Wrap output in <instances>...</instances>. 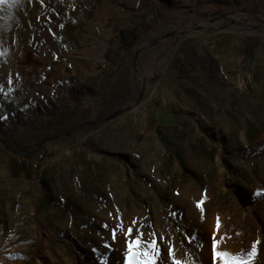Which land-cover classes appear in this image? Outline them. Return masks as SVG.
I'll return each mask as SVG.
<instances>
[{"label":"rangeland","instance_id":"1","mask_svg":"<svg viewBox=\"0 0 264 264\" xmlns=\"http://www.w3.org/2000/svg\"><path fill=\"white\" fill-rule=\"evenodd\" d=\"M0 141V264H264V0H7Z\"/></svg>","mask_w":264,"mask_h":264},{"label":"snow or ice","instance_id":"2","mask_svg":"<svg viewBox=\"0 0 264 264\" xmlns=\"http://www.w3.org/2000/svg\"><path fill=\"white\" fill-rule=\"evenodd\" d=\"M7 0H0V4L6 3ZM259 195V193H258ZM129 234L132 233V229H128ZM142 241L138 237L135 241V246L133 243H129L127 264H157V251H156V242L149 243L146 245V249L143 252L136 250L141 245ZM214 256L220 264H251V259L245 260L241 257L218 250V247L214 245ZM256 247L253 246V250L249 253V257H255ZM174 264H181L179 261L174 260Z\"/></svg>","mask_w":264,"mask_h":264},{"label":"trees","instance_id":"3","mask_svg":"<svg viewBox=\"0 0 264 264\" xmlns=\"http://www.w3.org/2000/svg\"><path fill=\"white\" fill-rule=\"evenodd\" d=\"M35 156H36V153H33V154L25 155V156L15 157V159L16 160L19 159L21 161H23V160L31 161V160H33L35 158ZM10 163L8 162L5 166H3V164L2 165L0 164V165L3 166V167H5V168H7L8 171H10V172H12V174H14L17 170L20 169V168L18 169V165L19 164L18 163H15V164L12 163V164H10Z\"/></svg>","mask_w":264,"mask_h":264},{"label":"water","instance_id":"4","mask_svg":"<svg viewBox=\"0 0 264 264\" xmlns=\"http://www.w3.org/2000/svg\"><path fill=\"white\" fill-rule=\"evenodd\" d=\"M63 137H60V138H57V139H61ZM0 145L3 146L5 149H7L8 151L12 152L13 154L17 155V156H25V155H29V154H32L34 152H36L37 150H39L41 147H43V145L39 146L38 148L36 149H33V150H29V151H25V152H14L12 151L11 149H9L3 142L0 141Z\"/></svg>","mask_w":264,"mask_h":264}]
</instances>
